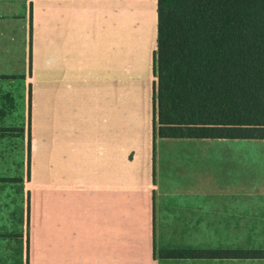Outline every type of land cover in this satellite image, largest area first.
<instances>
[{
  "label": "crops",
  "instance_id": "1",
  "mask_svg": "<svg viewBox=\"0 0 264 264\" xmlns=\"http://www.w3.org/2000/svg\"><path fill=\"white\" fill-rule=\"evenodd\" d=\"M156 40V0H0V264H264L159 255L264 249V139L153 135Z\"/></svg>",
  "mask_w": 264,
  "mask_h": 264
},
{
  "label": "trees",
  "instance_id": "2",
  "mask_svg": "<svg viewBox=\"0 0 264 264\" xmlns=\"http://www.w3.org/2000/svg\"><path fill=\"white\" fill-rule=\"evenodd\" d=\"M156 4L153 135L264 139V0ZM30 36L29 28V48ZM159 255L261 259L264 249H177Z\"/></svg>",
  "mask_w": 264,
  "mask_h": 264
}]
</instances>
